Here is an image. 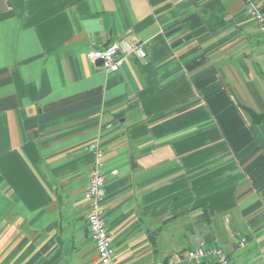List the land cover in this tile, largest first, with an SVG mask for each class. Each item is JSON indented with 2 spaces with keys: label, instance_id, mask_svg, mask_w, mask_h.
<instances>
[{
  "label": "crops",
  "instance_id": "1",
  "mask_svg": "<svg viewBox=\"0 0 264 264\" xmlns=\"http://www.w3.org/2000/svg\"><path fill=\"white\" fill-rule=\"evenodd\" d=\"M125 35L146 57L88 59ZM250 111L264 115V37L245 0H0V264H101L84 199L96 140L118 264L201 242L264 264Z\"/></svg>",
  "mask_w": 264,
  "mask_h": 264
},
{
  "label": "built area",
  "instance_id": "2",
  "mask_svg": "<svg viewBox=\"0 0 264 264\" xmlns=\"http://www.w3.org/2000/svg\"><path fill=\"white\" fill-rule=\"evenodd\" d=\"M247 13L254 20L259 32L264 37V8L258 0H245ZM135 54L146 57L147 51L141 41L125 35L108 43L104 48H93L87 57L93 63H101L107 71H118L126 62L127 56ZM89 149L94 154V161L89 173V181L84 193L88 204V231L95 244L101 264H118L112 235L106 224L103 203L106 199L107 174L105 170V150L99 141H92ZM118 170H112L116 173ZM244 244V243H242ZM170 264H231L224 248L218 244L201 242L188 249L178 261Z\"/></svg>",
  "mask_w": 264,
  "mask_h": 264
},
{
  "label": "trees",
  "instance_id": "3",
  "mask_svg": "<svg viewBox=\"0 0 264 264\" xmlns=\"http://www.w3.org/2000/svg\"><path fill=\"white\" fill-rule=\"evenodd\" d=\"M251 116L253 121H261L262 119H264V115H260L258 113H256L255 111H250Z\"/></svg>",
  "mask_w": 264,
  "mask_h": 264
}]
</instances>
